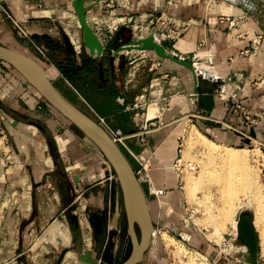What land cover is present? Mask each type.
Here are the masks:
<instances>
[{
    "label": "crops",
    "instance_id": "0c3cea01",
    "mask_svg": "<svg viewBox=\"0 0 264 264\" xmlns=\"http://www.w3.org/2000/svg\"><path fill=\"white\" fill-rule=\"evenodd\" d=\"M78 5H83L88 21L96 17L108 23L118 17L130 21L116 32L104 56L94 58L99 62V77L108 87L122 81L127 84L126 92L111 100L120 109L108 118L107 125L124 139L123 151L146 193L155 227L171 229L185 209L174 165L186 129L195 127L227 147L264 143V84H256L264 71V46L257 57L240 56L254 38L264 35V0H0V35H8L9 11L20 29L24 22L30 34H39L48 22L55 31L57 20L69 10L78 11ZM156 9L162 21L158 26L145 22L152 30L149 38L156 42L158 28L163 33L167 29L178 33L177 38L158 43L164 55L144 49L141 41L147 37L137 45L138 36L132 28L142 14L150 15ZM222 17L236 25L229 27ZM18 29L12 25L15 36L21 38L25 32L19 34ZM80 37L83 40L82 31ZM63 44L66 47L64 40ZM38 45L39 50L50 51ZM123 48L131 51L135 62L121 78L110 51ZM66 50L72 55L68 47ZM145 54L154 55L155 66ZM47 60L44 66L49 78L55 83L64 79L70 89L54 60L48 56ZM195 61L211 67L221 79L198 77ZM12 76L1 87L8 94V104L15 108L3 117L0 144V264L124 263L132 249L124 260L115 259L116 250L122 248L126 254L133 244L114 170L72 123L57 119L51 109L45 110L51 105L31 85ZM14 88L18 92L9 94ZM12 97L17 98L13 101ZM238 105L257 117L255 123L246 120ZM157 190H164V195L158 198ZM34 212L21 247L20 227ZM140 264H167V259H144Z\"/></svg>",
    "mask_w": 264,
    "mask_h": 264
},
{
    "label": "rangeland",
    "instance_id": "374dc122",
    "mask_svg": "<svg viewBox=\"0 0 264 264\" xmlns=\"http://www.w3.org/2000/svg\"><path fill=\"white\" fill-rule=\"evenodd\" d=\"M9 12L10 13L7 15L9 21H7V24L5 26V31H7L8 35L5 37L0 35V43L17 48L22 51V53L32 57L35 61L40 63L45 72L46 68L44 65L48 62L47 56L50 57L51 60H61L64 57V53H62L63 51L60 46H64L62 33H64L66 30L70 31L72 30V28H76L74 29L76 32V36L73 35L72 37L74 38V40L81 39V31L83 33L79 21L78 11L76 9H72L71 11H68V14H66L65 17L59 18L57 20L58 25L57 27L55 25V27L57 28L55 31H51L52 24L48 22L47 24L42 25L39 34H34L33 32V34H30L29 29H25L24 27V24L27 23L23 22L21 26L22 28L24 27V30L22 28L21 30H23L25 34H22L21 30L18 29V33L22 34L21 38H18L12 31V25L15 24V21L12 12ZM36 37H41L42 40H38L36 39ZM44 37H49L52 39V41H54L55 46H57V49L54 51L55 53L51 52V50L47 52L44 49L39 50L37 48V44H40L38 46H41L42 44L47 47ZM32 41L35 42L36 45L32 43ZM84 44V47L86 48H82L83 55H93V53H90L88 51L85 42ZM13 74L17 77L19 76L14 68L0 61V88L2 87V84L5 85L10 82ZM20 81L22 83L27 82L24 78H21ZM1 89L4 90L2 92L0 91V142L3 141L1 139L3 137L2 132L4 127L3 117L6 118V115L11 114L12 111L14 112L13 108H15L13 104H8L6 100V96L8 94L5 92V88L3 87ZM70 90L75 94V97L70 96V98H68L70 100L72 99L71 101H73L76 105H79L80 107L88 110L92 114V116L99 119L94 114L93 109L85 102L84 99L80 97V95L76 92V89H74L71 85ZM16 92H18V90L14 88L12 90V93L9 92V94L14 95ZM12 98L14 99L13 101H15L17 97ZM37 100L40 101L41 99L37 97ZM39 101L37 102L39 103ZM49 109L53 111L57 119L65 121L66 123L70 122L52 106L46 105L45 110ZM42 125L47 126V123L43 122ZM71 125L74 129H76V131L82 138H84L86 141H90L73 124ZM189 130H193L194 132L198 131L196 132V134L202 132L195 127L186 129V131ZM186 131L184 134H182L179 141V159L181 161L179 165V177L181 183L180 185L184 193L183 200L185 203V209L181 213V215L176 217V222L172 223L171 229L170 227H167L166 229H163L162 227H155L151 247L146 253L144 259H167V264H251L249 260L250 256L248 246H246V244L239 239L237 227L239 216L244 212H249L253 216V220L258 228L260 236L259 264H264V236L262 233L264 228V203L261 205V211L255 203L254 205L248 200L243 201V204H241L242 206L240 208L236 203L238 208L236 207V210L234 209L235 212L233 211V216L231 215L227 225L221 226V228H218L219 230L216 229L215 225L222 224V218L218 210L223 204L221 189L223 186L222 184H224L222 183L223 181L219 182L217 179H221L222 177H224L226 173V166H224L218 160L212 161V157L210 155H207L204 152L203 148L199 145H195V147L193 146L192 149L190 148L191 154L187 155L186 151L188 150L189 145H187L188 143ZM201 134L204 133L202 132ZM207 138L209 142H214L217 145H221L217 141H214L209 137ZM117 143L123 150L124 140L123 142ZM56 147V142L52 140V148L55 150V152ZM228 148H246L247 151H249L247 152V154L249 155V160H247L246 163L241 164V167L237 172L238 178L243 181L242 184L239 185V192L244 191L250 193L248 186H244L246 185L247 178H244L242 176V172L245 169L247 171L246 173L248 174L254 172L258 175L259 183L264 195V143H253L249 144L248 146ZM223 150H226V148H224ZM102 159L106 161L107 166L109 167L110 164L108 163L106 158L102 156ZM192 167H194V169H192ZM189 177L191 178L192 182L194 181V184L197 185V194L195 192L196 195L193 199H190L187 192L188 184H186V181L187 179H189ZM30 199V203L28 202V204H30L29 208L32 210V198L30 197ZM208 205L212 211L211 215L213 214L212 216L216 217V223L210 221L211 219L209 216L210 213L208 214ZM215 207H217L218 209ZM190 232H192V234H189ZM137 233L139 238H141V230L138 226ZM173 241L175 244L173 243ZM131 249L132 245L127 248V253L123 254L124 252L122 251V248H117L115 259H126L130 254ZM113 257V254H111V259H114Z\"/></svg>",
    "mask_w": 264,
    "mask_h": 264
},
{
    "label": "water",
    "instance_id": "95a60500",
    "mask_svg": "<svg viewBox=\"0 0 264 264\" xmlns=\"http://www.w3.org/2000/svg\"><path fill=\"white\" fill-rule=\"evenodd\" d=\"M78 14L83 30V41L102 49V43L89 24L83 5H78ZM62 37L66 47L73 56H76V50L70 37L66 33H62ZM141 44L144 49L151 48L158 54L164 55V48L150 38L141 41ZM0 61L20 73L47 103L68 119L100 150L113 168L122 188L129 233L133 244L130 256L122 264H140L151 247L155 225L146 193L124 151L97 119L82 110L58 89L40 63L32 57L0 43ZM35 215L36 212L20 227L19 245L21 247L24 232L27 226L34 221ZM137 226L141 230V238L138 236ZM237 227L239 239L248 246L250 263L259 264L260 236L252 214L242 213Z\"/></svg>",
    "mask_w": 264,
    "mask_h": 264
},
{
    "label": "built area",
    "instance_id": "2783aa9c",
    "mask_svg": "<svg viewBox=\"0 0 264 264\" xmlns=\"http://www.w3.org/2000/svg\"><path fill=\"white\" fill-rule=\"evenodd\" d=\"M248 7L250 9L254 8L250 5H248ZM156 12L152 13L150 15L149 14H142L138 21L137 20L134 21L132 28L135 30V34L137 33V36H138V40L136 41L137 45H138L140 40L145 39L146 37L149 38L151 35L152 30L150 29L148 24H145L146 21L149 20L151 22H155V25H157V26L162 21L161 16L158 15V9H156ZM221 20L223 22H228L229 27L233 28L236 25L235 21H230L229 17H222ZM88 22L91 25V27L94 29L96 35L99 37V39L102 43L103 50H102V53L99 57L104 56V51L106 50L107 45L114 39V36H115L116 32L119 30V28L121 26L128 24V22L130 23V21H128L126 19V17H118L114 23H108L107 21H103L100 17H96L93 19V21L91 20ZM15 25L20 29L19 22L15 21ZM61 29H62V27H61ZM74 29H76V28H72V30H70V31L66 30L65 32H67L69 34V36L72 39V42L74 44V47L76 50V56H74V57L76 59H78V61H80L79 56L82 54V48H86V47H84L85 44H84V41L82 39L74 40L72 38L73 35L76 36V32ZM156 33L158 35V38L156 39L157 43H161L164 39H175L178 37V33L174 29H167V30H165V33H163L162 30L158 28ZM133 46H135V45H133ZM263 46H264V35H258L256 38H254L252 40L251 46L249 48H247L246 50H244L243 52H241L240 56H245V57H250V58L257 57ZM110 52L114 58L113 59V67L115 69V72L118 74L119 77L124 78L125 70L128 69L135 62V61H133L134 55L131 53V51L126 50V49L124 50V48L121 50L112 49ZM154 55L149 56L148 54H145V58L151 57L150 59L152 62L151 63L152 67L156 65V61L154 60ZM93 58H98V57L96 56ZM230 60H233V58H231ZM123 65H124V68H123ZM195 66H196V68H195L196 69V75L198 77L202 76V77L209 78V79L216 80V81L221 79V77L219 75H216L215 73H213L211 67L203 66L202 63L200 64V61H195ZM129 75H130V72H129ZM230 79L231 78L229 77V80ZM256 84L257 85L264 84V71H263L262 75L260 76V78L258 79V81H256ZM118 87L120 88L122 93H125L127 90V84L125 81L118 83ZM136 106L138 107V105H136ZM238 107L242 110L247 121H249L250 123H255V121H256L255 118H257V117L254 116L253 113L249 109H247L241 105H238ZM97 120L102 126H104L109 131V133L112 135V137L117 142H123L124 139H123V137H121L119 135L118 132H114V131L109 129V127L107 125V121L105 118L99 117V119H97ZM180 162L181 161L178 158L177 161L175 162V165H174V168L177 171L178 176H180V174H179ZM143 168L146 170V167L144 165H143ZM192 169H194V167H192ZM164 193H165L164 190H157L156 191V195L158 196V198L163 196ZM159 202L161 205H163V202L160 199H159Z\"/></svg>",
    "mask_w": 264,
    "mask_h": 264
},
{
    "label": "bare ground",
    "instance_id": "6f19581e",
    "mask_svg": "<svg viewBox=\"0 0 264 264\" xmlns=\"http://www.w3.org/2000/svg\"><path fill=\"white\" fill-rule=\"evenodd\" d=\"M93 31H94V29H93ZM86 46H87V49L90 53H93L95 56L101 55L103 48L101 49L98 46H95V45L90 44V43H86ZM55 85L67 97H70V96L75 97V94L66 85V82L64 79L56 82ZM192 128H194V127H192ZM196 132H198V131H196ZM196 132H194L193 130L186 131L187 143H188L187 145H189V148L186 151V154L190 155L191 154L190 150L193 148V146L195 147V145H199L200 147L203 148L204 152L207 155H210L212 157V161L218 160L224 166H226V168H225L226 173H225L224 177H222L221 179H217L219 182L223 181L222 183H224V184H222L223 186L221 189L223 204L221 205V207L219 206L220 208L218 210L219 214L221 215V218H222V224L221 225H215L216 226L215 228L218 229V228H221V226L227 225L231 215L233 216L232 213L235 212L236 207L238 208L237 204L239 205V208H240L242 206L241 204H243V201H245V200H248L249 202H252L253 204L255 203L261 211V205L264 203V195L262 193L261 185L259 183V177L256 173L251 172L248 174V173H246L247 171L245 169L243 170L242 176L244 178H247L246 179V181H247L246 185H244V186H248L250 193L244 192V191L239 192V190H240L239 185L242 184L243 181L240 180V178H238L237 172L239 171L241 164H244L247 162V160H249V158H248L249 155L247 154V152H249V151H247L246 148H241V149L228 148V147H225L226 145L223 146V145H219V144L217 145L214 142L211 143V142H209L206 135L201 134L200 132L198 134H196ZM0 144H1V142H0ZM224 148H226V150H223ZM186 184H188V191H187L188 196L190 197V199L195 198V195L197 194V192H196V186L197 185L194 184V181L192 182L190 177H189V179H187ZM195 192H196V194H195ZM208 207H209V205H208ZM215 208H217V207H215ZM208 209H209L208 214L210 213V215H209L210 219H211L210 221L213 223H216V221H217L216 217H213L212 216L213 214L211 215L212 211H211L210 207ZM239 219H240V216H239ZM238 223H239V221H238ZM218 230H216V231H218ZM262 233L264 236V228H263ZM173 243H174V241H173Z\"/></svg>",
    "mask_w": 264,
    "mask_h": 264
},
{
    "label": "trees",
    "instance_id": "16d2710c",
    "mask_svg": "<svg viewBox=\"0 0 264 264\" xmlns=\"http://www.w3.org/2000/svg\"><path fill=\"white\" fill-rule=\"evenodd\" d=\"M36 39L42 40L41 37H36ZM44 40L51 52L55 53L54 51L57 49V46H55L54 41L49 37H44ZM60 46L64 57L61 60H54L60 73L82 95L80 97H84L95 111L108 121V118L117 114L120 109L114 101H111L119 95V92H121L120 88L116 84L108 87L107 83L101 81L99 77L100 67L97 59L84 55L82 56L81 63H79L71 54H68L65 46ZM16 73L23 78L17 71ZM80 108L92 116L88 110Z\"/></svg>",
    "mask_w": 264,
    "mask_h": 264
}]
</instances>
